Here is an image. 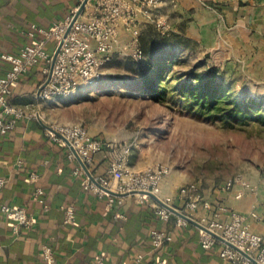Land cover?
Segmentation results:
<instances>
[{"label": "crops", "instance_id": "0c3cea01", "mask_svg": "<svg viewBox=\"0 0 264 264\" xmlns=\"http://www.w3.org/2000/svg\"><path fill=\"white\" fill-rule=\"evenodd\" d=\"M79 1L0 0V77L10 66L1 54L17 53L29 42L26 29L30 24L49 28L70 16ZM136 18L141 37L145 27H154L153 19L159 18L170 32L182 21L189 31L196 27L197 34L187 31V36L220 41L230 54L236 45L250 47L248 41L259 40L264 45V0H173L156 8L153 19L139 12ZM244 31L252 36L245 37ZM132 40L130 28L121 23L115 50L125 49ZM54 46L52 39L48 48L53 51ZM44 81L42 66L30 67L14 89L12 102L33 109L38 118L21 120L11 134L0 136V178L6 180L0 188V264H46L41 254L44 245L53 247L56 264H95L99 256L104 264H156L158 260L165 264H227L220 256L222 245L204 249L200 245L202 229L190 222L178 226V215L173 214L163 224L136 195L126 196L123 205L110 208L107 198L84 189L72 173L78 160L69 159L68 147L45 134L42 122L52 123L42 112L47 101L38 98ZM111 147L107 143L97 155L89 167L91 174H105L111 163L121 162ZM33 172L40 175L37 181L29 179ZM248 183L249 187L240 181L230 188H226V182L209 188L199 186L205 200L239 212L248 228L264 238V180ZM184 185L168 176L161 181V197L172 196V205L180 211H185V202L178 191ZM38 187L48 192L47 208L36 200ZM3 204L25 207L36 218L35 226L14 231L1 211ZM63 204L75 206L77 219L73 224L64 223ZM117 213L124 218H117ZM192 217L200 222L203 217L212 218L213 210L201 205ZM229 219L227 213L221 217L223 222ZM153 228L168 231L173 240L163 247L154 246L150 237Z\"/></svg>", "mask_w": 264, "mask_h": 264}, {"label": "rangeland", "instance_id": "374dc122", "mask_svg": "<svg viewBox=\"0 0 264 264\" xmlns=\"http://www.w3.org/2000/svg\"><path fill=\"white\" fill-rule=\"evenodd\" d=\"M182 22L174 23L167 36L148 24L142 44L139 39L144 49L141 60L133 56V40L123 50L114 47L94 87L51 99L42 112L58 126L84 124L90 134L113 146L115 158L132 172L163 164L170 168L165 178L179 185L192 182L209 188L238 177L260 183L264 119L205 115L189 105L186 92L199 77L207 76L212 84L225 85L233 98H245L264 112V45L248 41L250 47L236 45L230 54L220 41L187 36L190 27ZM192 28L189 32L196 35ZM244 36L252 35L244 31ZM156 62L169 66L165 74L171 78L161 100L137 85L140 66Z\"/></svg>", "mask_w": 264, "mask_h": 264}, {"label": "built area", "instance_id": "2783aa9c", "mask_svg": "<svg viewBox=\"0 0 264 264\" xmlns=\"http://www.w3.org/2000/svg\"><path fill=\"white\" fill-rule=\"evenodd\" d=\"M172 1L88 0L80 16L73 22L76 12L84 2V0H80L79 5L70 16L64 20L53 22L49 28L38 26L36 23L30 24L26 29L29 42L17 53L1 54V58L10 66L0 77V136H7L21 120L38 118V113L33 109L12 102L14 89L20 84L30 67L42 66L45 81L38 91V98L43 101H49L56 97H67L85 87H94L102 78L103 66L112 59L120 24L124 23L130 28L134 43L133 56L141 60L144 52L139 46L140 26H138L136 13H142L153 19L156 8ZM153 23L159 33H163V35L170 33V28L164 20L155 18ZM52 39L55 40L53 51L48 48V43ZM59 44H61L60 50L51 68L54 52ZM49 75L50 78L46 83ZM50 127L45 130L46 136L56 143L67 146L68 158L77 160L76 155L63 138L68 139L88 168L96 161L97 155L105 149L106 143L90 134L87 126L82 123L59 126L51 124ZM169 172L170 168L163 164L147 170L132 172L125 166V163L113 162L108 166L105 174H92V179L79 163L74 169L73 175L76 178H83L84 189L92 190L99 198H107L110 208L115 205H123L124 196H114L104 188L118 193L135 192L131 195H136L140 203H149L159 221L167 224L174 213L160 201L139 192H151L165 204L174 207L172 196L161 197V181ZM39 176L38 173L33 172L29 179L37 181ZM238 181L246 187L250 185L248 181L238 177L226 182L225 186L230 188ZM5 182L4 178H0V188L5 185ZM178 192L185 202L183 213L193 218L192 214L201 205L208 210H213L212 218L203 217L199 223L252 256L256 263L213 234L202 230L200 245L204 249L209 250L216 244H221L220 256L227 264H264V238L258 232L248 228L243 215L235 210H228L225 206H213L210 201L205 200L197 183H188L180 187ZM45 193L42 187L36 189L37 202L47 208ZM1 207V211L11 221L14 231L17 232L21 227L35 226L36 218L25 207L9 204H3ZM62 208L65 212L64 223L73 224L76 220L74 207L62 206ZM226 213L230 219L223 222L221 217ZM116 217L124 218V215L117 213ZM188 223L189 221L185 218L177 217L176 224L178 226H186ZM150 237L152 244L157 247H163L173 240L171 233L159 228H153L150 231ZM41 254L46 264H56L57 260L50 246L44 245ZM141 258L142 255H139L138 260ZM96 261L95 264H104L105 262L101 256ZM156 264L165 263L163 260H158Z\"/></svg>", "mask_w": 264, "mask_h": 264}, {"label": "trees", "instance_id": "16d2710c", "mask_svg": "<svg viewBox=\"0 0 264 264\" xmlns=\"http://www.w3.org/2000/svg\"><path fill=\"white\" fill-rule=\"evenodd\" d=\"M169 34L170 33L165 34L164 36H167ZM139 39L141 43V36ZM141 44L140 48L144 52V49ZM140 67V78H138L139 84L137 85H139L142 92L159 100L164 99V97L167 96L170 87V75L165 74L169 70V66H162L161 63L156 62L153 64L146 65L144 63V66ZM210 80L211 79H209L207 76L199 77L197 79L198 84H196L194 88H191L186 92V97L188 98V103L190 106L198 107V110L201 113L208 116L211 115V117L214 118H223L229 115L240 119H264V112H261V110L258 109L256 104L248 103L245 98H242L240 100L237 98H233L231 91L225 85L221 83L212 84ZM9 134H11V132ZM78 165V163L75 165V167L72 169V173ZM77 179H79V181L83 185V178ZM43 189L46 192L44 198L45 200H47L48 192L45 188ZM145 204L148 206L149 210L155 215V212L153 211L149 203ZM63 206L67 207L73 205L63 204ZM73 207L76 210L75 206ZM75 214L77 219V210L75 211Z\"/></svg>", "mask_w": 264, "mask_h": 264}, {"label": "water", "instance_id": "95a60500", "mask_svg": "<svg viewBox=\"0 0 264 264\" xmlns=\"http://www.w3.org/2000/svg\"><path fill=\"white\" fill-rule=\"evenodd\" d=\"M87 1H88V0H84V2L80 5V8L78 9V11L76 12V14H75V16H74V18H73V22H74V21L80 16V14H81V12L83 11L84 6H85V4L87 3ZM60 46H61V44H59V46L57 47V49H56L55 52H54V58H53V62H52V66H51V68L53 67L54 61H55V59L57 58L56 56H57V54H58V52H59V50H60ZM49 78H50V75H49V77H48L46 83L48 82ZM42 124H43L46 128H51L49 125H46V124H44L43 122H42ZM63 139H64L65 142H67L66 144H67V145L70 147V149L74 152V155H76V158H77L78 162H79L80 165L83 167V169L85 170V172H86L89 176H91V178L93 179V176H92L91 172L89 171V168H88V167L86 166V164L82 161V159H81L80 156L78 155L77 151H76V150L73 148V146L71 145V142H70L68 139H66V138H63ZM104 189H105L108 193L113 194L114 196H120V197H123V196L126 197V196H129V195L135 193V192H132V193H118V192L113 191V190H110V189H108V188H104ZM139 193H140V194H146V195H149L150 197H152V198H154V199L160 201L164 206H166L168 209H170L174 214H176V215H178V216H181V217L185 218L187 221H189V222L192 223V224H195L196 226H198V227L201 228L202 230H205V231H207V232L213 234L215 237H217V238L220 239L221 241L225 242L226 244H229L230 246H232V247H234L235 249H237L238 251H240L243 255H245L246 257H248L249 259H251L252 262L256 263V260H255L252 256H250V255H248L247 253L241 251L239 248L235 247V246L232 245L230 242H228L227 240H225L224 238H222V237L219 236L218 234L214 233L213 231H210L206 226L200 224L199 222H197L196 220H194L193 218H191V216L189 217L188 215H186V214L183 213L182 211H180V210H178V209H176V208H174V207H172V206H169V205L165 204L164 202H162V201L160 200V198H158L157 195H155V194H153V193H151V192H148V191H142V192L140 191Z\"/></svg>", "mask_w": 264, "mask_h": 264}]
</instances>
